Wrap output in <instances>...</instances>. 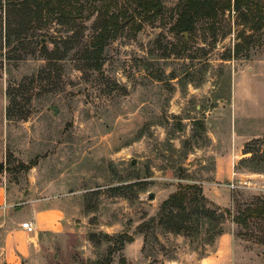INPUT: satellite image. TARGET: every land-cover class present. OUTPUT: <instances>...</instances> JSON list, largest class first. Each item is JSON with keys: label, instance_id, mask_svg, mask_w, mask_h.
Returning <instances> with one entry per match:
<instances>
[{"label": "rangeland", "instance_id": "1", "mask_svg": "<svg viewBox=\"0 0 264 264\" xmlns=\"http://www.w3.org/2000/svg\"><path fill=\"white\" fill-rule=\"evenodd\" d=\"M253 1L258 7L251 12L196 19L184 36L173 30L181 0H164L154 21L138 32L125 28L105 47L94 72L83 66L79 48L55 61L41 54V45L50 52L54 38L66 35L55 22L29 31L23 44L5 46L6 0H0V174L15 203L33 175L41 189L74 200L77 209L67 231L41 247L42 264L102 261L114 244L102 234L132 238L110 264H264V215L247 216L264 207V72H257L264 0ZM246 88L256 103L244 101ZM240 104L257 106L260 122L235 161L237 188L229 191L222 234L204 225L175 235L159 224L138 233L182 188L197 186L205 197L215 156L239 133ZM229 170L224 165L222 174Z\"/></svg>", "mask_w": 264, "mask_h": 264}, {"label": "trees", "instance_id": "2", "mask_svg": "<svg viewBox=\"0 0 264 264\" xmlns=\"http://www.w3.org/2000/svg\"><path fill=\"white\" fill-rule=\"evenodd\" d=\"M164 0H6L5 2V46L12 45L14 40L23 44L31 30H43L55 22L66 35L55 37L54 48L48 52L45 45L40 51L48 61L60 59V54L69 53L79 48L78 54L83 66L98 72L103 63L102 54L105 47L128 27L138 32L144 23H150L163 12ZM253 0H181L177 8V20L173 30L178 33L193 31V23L198 18L214 20L218 11H240L245 8L251 12ZM251 16V15H250ZM251 19L252 18L251 16ZM258 19H262L259 17ZM91 21L89 27L85 22ZM262 24L257 26L261 29ZM89 30V34L84 35ZM85 44H81L83 38ZM58 45L61 46L58 47ZM211 205L214 208H208ZM229 208L221 209L207 201L201 189L191 185L171 194L164 200L156 217L137 227V232L144 234L155 224H159L165 232L180 235L191 228L198 229L207 225L214 236L222 234L221 222L229 215ZM264 215V207L247 210V216L257 218ZM246 216V217H247ZM95 235H90L93 241ZM107 242H114L107 250V257L92 264H110L112 254L122 249L125 243L132 242L127 234L110 237L102 234Z\"/></svg>", "mask_w": 264, "mask_h": 264}, {"label": "crops", "instance_id": "3", "mask_svg": "<svg viewBox=\"0 0 264 264\" xmlns=\"http://www.w3.org/2000/svg\"><path fill=\"white\" fill-rule=\"evenodd\" d=\"M257 72L258 74L264 72V60L257 68ZM261 79L264 84V76ZM243 96L245 102L249 101L251 104L257 102V97L248 88ZM260 112L257 106L249 109L246 105L243 107L240 104L239 133L234 135L233 144L228 145L214 158V184H207L202 189L205 197L219 207L229 208L231 204L227 184L234 179L233 169L240 148L258 136L252 133V125L260 122L258 121ZM261 115L264 121V114ZM262 137L264 138L263 135ZM237 144H240V147ZM224 165L227 168L230 166L229 174H222ZM28 178L29 187L24 191L22 200L15 203L14 191L0 174V264H42L41 247L50 237L52 239L54 235L67 231L72 217L77 213L74 200L54 194L50 187L41 189L33 175ZM221 182L226 185H221ZM22 223H29L32 231L28 232L22 228Z\"/></svg>", "mask_w": 264, "mask_h": 264}, {"label": "built area", "instance_id": "4", "mask_svg": "<svg viewBox=\"0 0 264 264\" xmlns=\"http://www.w3.org/2000/svg\"><path fill=\"white\" fill-rule=\"evenodd\" d=\"M227 187L230 191H233L235 188H237V186L234 184L233 180L230 181L227 184ZM22 228L26 229V231L31 232L32 231V226L29 223H22Z\"/></svg>", "mask_w": 264, "mask_h": 264}, {"label": "water", "instance_id": "5", "mask_svg": "<svg viewBox=\"0 0 264 264\" xmlns=\"http://www.w3.org/2000/svg\"><path fill=\"white\" fill-rule=\"evenodd\" d=\"M185 35L186 34L184 33V36ZM56 111H57V109H54V112H56ZM148 198H149V200H153V198H154L153 194H149Z\"/></svg>", "mask_w": 264, "mask_h": 264}]
</instances>
